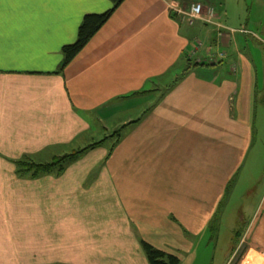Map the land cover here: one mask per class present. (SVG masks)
<instances>
[{
	"label": "crops",
	"instance_id": "1",
	"mask_svg": "<svg viewBox=\"0 0 264 264\" xmlns=\"http://www.w3.org/2000/svg\"><path fill=\"white\" fill-rule=\"evenodd\" d=\"M213 1L123 0L62 67L85 16L113 2L0 0V251L9 247L0 264H149L141 240L178 256L191 249L186 231L205 232L264 118V59L242 55L239 37L243 51L250 37L264 45V19L249 17L248 34L182 22L195 3L215 15ZM201 38L202 63L169 87ZM99 142L60 175L17 173V161L48 163ZM28 205L55 213L27 227ZM238 250L233 264L244 254L264 264V195Z\"/></svg>",
	"mask_w": 264,
	"mask_h": 264
},
{
	"label": "rangeland",
	"instance_id": "2",
	"mask_svg": "<svg viewBox=\"0 0 264 264\" xmlns=\"http://www.w3.org/2000/svg\"><path fill=\"white\" fill-rule=\"evenodd\" d=\"M113 4L115 5L114 2ZM212 5L215 10V15H218L220 20H216L215 15L208 16L209 11L207 15L204 13V11H202L199 20L204 19V21L210 24H215L217 26L222 25L224 28H226L224 31L228 33H231L233 30L243 29V25L247 24L249 17L252 21L255 19H264V0H214ZM195 22L196 20L194 23ZM208 27L203 26V31L210 32L211 29H213L212 26ZM252 32L257 33L254 28H252ZM239 37L242 40L240 44L241 54L243 55L244 53L245 55L250 56V52H252L251 57L256 59L257 63L258 61L259 63H262L264 59V45L259 42L258 44L255 40L250 39V37L247 38V42L249 45L251 44V49L249 48L243 51V37ZM201 40L199 41H201L203 45L199 52L202 51L203 47H209L208 42H206L203 38H201ZM216 47L217 46H213V53H216ZM223 50L224 49L222 48V51ZM225 51H227L228 56L230 53H232V49H225ZM255 51L257 52L254 53ZM196 55H198V53ZM220 58H225V53L221 52V54H219L218 58L216 59L214 56H212V58H210V63L216 64L217 60ZM187 60H190L191 62L189 63ZM192 62H196L197 64L202 63L199 57L197 58L196 56L194 58L191 56V58H187L184 61L183 67L179 69L180 73L176 75L181 76L180 74H182L185 69L188 67L190 69V64H192ZM222 66L223 68H221V70L223 73L230 76L231 68L229 66V61L223 63ZM171 73L175 72L173 71ZM168 77L171 76L168 75ZM171 78L173 79V77ZM257 118V130L259 134H257L258 137L256 140V145L254 149L249 152L247 159L245 160V165L241 166V169L234 180V185L231 186V190L229 189V191H227L223 201L217 208L215 217L211 223L207 225L205 232L201 233L199 236L192 233L189 234L187 231L185 232L184 236L188 241H190L191 244V249L189 251L181 248H175L174 253L177 251L179 254L178 256L182 258L181 259L179 257L181 259L180 264H233V262L238 259V248L241 237L243 236L248 224L254 218V214L260 206L264 195V118L262 117L261 119L260 116H257ZM259 159H261L262 162H259L258 164ZM101 210L104 212V214L107 211L103 208H100L98 213H101ZM18 211L19 210H17L16 213H18ZM72 211L74 212V216H80L79 211ZM70 212L71 210L67 211L68 214H70ZM91 212L92 210L87 212L85 211L83 215H87V217L90 219V217L94 216L91 214ZM16 213L14 212V215H12L13 217L9 218L13 227L15 217L17 215ZM52 213H55V211L49 210L48 208L36 209L28 205L27 207L23 208L22 217L24 218L28 227V224L33 218L37 220V217H39V219L45 222V219H48V217L50 218ZM60 214H64V210H61ZM63 216L58 215L57 217ZM35 236H37V233ZM39 243H43V245L48 244L46 241H39ZM4 248L6 251L9 250V247L7 246ZM5 250H1L0 252L5 253ZM249 255L244 254L237 264H242L243 258L246 256L254 264V261ZM10 260L11 264H14V260L11 258Z\"/></svg>",
	"mask_w": 264,
	"mask_h": 264
},
{
	"label": "trees",
	"instance_id": "3",
	"mask_svg": "<svg viewBox=\"0 0 264 264\" xmlns=\"http://www.w3.org/2000/svg\"><path fill=\"white\" fill-rule=\"evenodd\" d=\"M112 1L115 3L113 9L103 14H90L85 16L78 31L77 41L74 44L65 46L63 48L64 61L62 67L67 66L86 47L89 41L107 23V21L112 16L114 10L119 6V4L123 2V0H112ZM182 22L189 26H194L195 24V23L189 24L184 19V14L182 15ZM200 42L201 41H197L195 45ZM195 47L196 46H194V48ZM187 61L189 63L191 62L190 60ZM192 65H200V64H197L196 62L194 63L192 62ZM187 71H189V67L185 69L182 74H180L181 76H177L176 73L170 72L169 74H171V77H173V79L170 82L169 87H172L177 81L183 78ZM168 89L169 88H167L166 91H168ZM120 131L121 130H118L117 132L114 133V135L120 137ZM101 143L102 142L90 145L87 148H84L83 150L81 149L78 151H74L72 154L66 155L64 157H57L55 158L54 161L48 163L35 162L30 159L17 161L16 162L17 173L23 176L24 178H31V179H37L41 176L48 175L53 172H57L60 175L65 170L66 166L69 163L76 161L77 159L80 158L81 155L87 153L88 151L100 145ZM141 246L149 264H180L181 262L178 256L157 249L144 240H141Z\"/></svg>",
	"mask_w": 264,
	"mask_h": 264
},
{
	"label": "built area",
	"instance_id": "4",
	"mask_svg": "<svg viewBox=\"0 0 264 264\" xmlns=\"http://www.w3.org/2000/svg\"><path fill=\"white\" fill-rule=\"evenodd\" d=\"M202 11H204V6L202 4H200V3L192 4L191 8L186 13H184V19L188 23L190 22L189 24H193L195 20H199V18L201 17L200 15H201ZM208 16H213V11L212 10L209 11ZM231 32L235 33L236 31L233 30ZM237 32H240L242 34H248L249 33L245 28H243V29H241V30H239ZM201 47H202V44L198 43L196 45V48H195L193 53L196 54V52H198L201 49ZM242 264H253V263H251V261L246 256L243 259Z\"/></svg>",
	"mask_w": 264,
	"mask_h": 264
},
{
	"label": "bare ground",
	"instance_id": "5",
	"mask_svg": "<svg viewBox=\"0 0 264 264\" xmlns=\"http://www.w3.org/2000/svg\"><path fill=\"white\" fill-rule=\"evenodd\" d=\"M252 263V262H251Z\"/></svg>",
	"mask_w": 264,
	"mask_h": 264
}]
</instances>
